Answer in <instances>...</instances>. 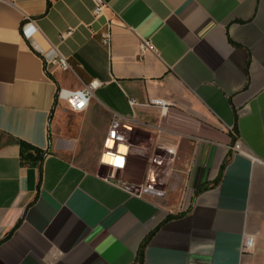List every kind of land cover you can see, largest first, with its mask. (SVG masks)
Masks as SVG:
<instances>
[{"label": "crops", "instance_id": "1", "mask_svg": "<svg viewBox=\"0 0 264 264\" xmlns=\"http://www.w3.org/2000/svg\"><path fill=\"white\" fill-rule=\"evenodd\" d=\"M103 1L96 17L95 0H0V264H137L143 245L141 264H264V0ZM142 39L157 54L139 58ZM93 80L87 110L56 102ZM113 111L144 140L106 175ZM19 140L51 149L39 193ZM159 161L161 195L136 194Z\"/></svg>", "mask_w": 264, "mask_h": 264}, {"label": "built area", "instance_id": "2", "mask_svg": "<svg viewBox=\"0 0 264 264\" xmlns=\"http://www.w3.org/2000/svg\"><path fill=\"white\" fill-rule=\"evenodd\" d=\"M105 2L103 0H95V10L94 14L96 17H100L104 15V10H105ZM111 40V35L110 33H107L104 37V43L109 44ZM148 53H155L157 54V50L154 47V45L148 41L142 39L140 44H139V51H138V56L139 58H143L145 55ZM54 64H57L60 66L62 69H68L70 68L69 64L67 61L63 58H58L54 59L52 62ZM103 86V83L100 82L99 80H93L90 83L84 85L83 89L77 90V91H72L68 89H60L57 93L56 97V102L61 103L69 107L74 112H83L87 110L92 102V100L95 97V92L100 89ZM135 102H131V105H135ZM150 105L153 106H164V102L162 100H154ZM131 126L126 123L121 115H119L117 112H112V119L111 123L109 125L107 137L105 139L104 143V151L101 154L100 158V163L103 166H107L112 168H118L114 166L107 165L103 162L102 157L105 154H112L115 156H122L116 151V146L118 144H123L130 149V144L128 143L127 140V131ZM109 144H112L110 146ZM231 150L235 151L236 153L240 154H245L243 151V147L241 142H236L232 147ZM167 153L170 155H174L176 153V150L174 148H168L166 149ZM129 153V150H128ZM127 157L128 154L125 156L126 162H127ZM156 165H161L162 162H155ZM123 169V168H121ZM141 187V186H138ZM145 189H150L154 190L151 187H141V193L140 194H146L144 191ZM157 191V190H154ZM254 249V240L252 237L247 238L246 243H245V251L246 252H251Z\"/></svg>", "mask_w": 264, "mask_h": 264}, {"label": "rangeland", "instance_id": "3", "mask_svg": "<svg viewBox=\"0 0 264 264\" xmlns=\"http://www.w3.org/2000/svg\"><path fill=\"white\" fill-rule=\"evenodd\" d=\"M128 138V142L131 143H135V145H141L144 138L141 134L135 132L132 135H127ZM96 149H88V148H79V149H75L73 152H71L70 154V158L76 162L77 164H79L80 166L88 169V170H96L98 168V165L95 163L96 161V156L94 154V151ZM104 151V150H103ZM151 153L155 154L157 157H163L165 160H168L169 155L167 153H165V151L157 149V151H154V148L151 149ZM141 158L139 157H132L130 158V162L129 165L132 166L134 169H132V171H130V175H131V179L130 181H137L139 180L141 177H143V163H146L144 161L140 160ZM157 168H155V171L157 173L156 178H158L159 182L157 183V187L156 189L160 190L162 189L161 186V180L166 176L167 171H169V166L167 165V162H165L163 165L159 166L156 165ZM103 170L101 171L103 174H115L118 175V171L122 170L121 168H110L107 166H103ZM161 193V192H160Z\"/></svg>", "mask_w": 264, "mask_h": 264}, {"label": "trees", "instance_id": "4", "mask_svg": "<svg viewBox=\"0 0 264 264\" xmlns=\"http://www.w3.org/2000/svg\"><path fill=\"white\" fill-rule=\"evenodd\" d=\"M18 144L20 146L21 166L27 168H37L39 170V181H38V193H39L42 182L43 165L46 158L49 155H51V149L43 150L21 140L18 141ZM144 247L145 245L141 247L137 264H141L143 262Z\"/></svg>", "mask_w": 264, "mask_h": 264}, {"label": "bare ground", "instance_id": "5", "mask_svg": "<svg viewBox=\"0 0 264 264\" xmlns=\"http://www.w3.org/2000/svg\"><path fill=\"white\" fill-rule=\"evenodd\" d=\"M110 146H112V144H109ZM127 146L123 145V144H118L116 146V151L122 155V156H115V155H112V154H105L103 157H102V160L105 164L107 165H110V166H114V167H119V168H122L125 166V156L123 155H126L128 154L127 151Z\"/></svg>", "mask_w": 264, "mask_h": 264}, {"label": "water", "instance_id": "6", "mask_svg": "<svg viewBox=\"0 0 264 264\" xmlns=\"http://www.w3.org/2000/svg\"><path fill=\"white\" fill-rule=\"evenodd\" d=\"M132 190L136 193V194H140L141 193V187H133ZM146 194H151V195H155V196H159L161 195V193L159 191H154V190H150V189H145L144 191Z\"/></svg>", "mask_w": 264, "mask_h": 264}]
</instances>
